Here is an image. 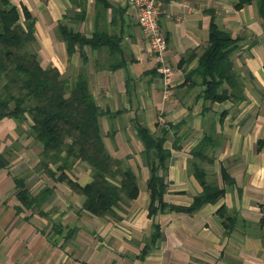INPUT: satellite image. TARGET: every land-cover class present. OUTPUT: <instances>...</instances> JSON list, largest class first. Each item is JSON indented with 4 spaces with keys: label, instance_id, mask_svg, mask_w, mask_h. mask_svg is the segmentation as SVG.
I'll use <instances>...</instances> for the list:
<instances>
[{
    "label": "crops",
    "instance_id": "crops-1",
    "mask_svg": "<svg viewBox=\"0 0 264 264\" xmlns=\"http://www.w3.org/2000/svg\"><path fill=\"white\" fill-rule=\"evenodd\" d=\"M34 18L37 58L63 77L85 73L102 111L100 133L108 154L136 176L138 195L96 217L81 209L84 196L37 167L39 145L28 124L0 119V264H264V28L256 1L165 0L159 27L174 69L164 93L156 60L136 9L123 0H9ZM237 38L232 56L242 83L241 101L206 102L198 77L186 80L207 44L211 16ZM58 24L95 38L68 55ZM81 53L85 55L82 62ZM143 127L162 135L169 153L164 177L167 204L187 207L202 192L194 175L224 189L192 214L149 215L147 181L155 156L137 135ZM50 172L59 175L55 165ZM198 172V171H197ZM73 182H91V167L74 161L64 170ZM224 175L230 181L224 180ZM17 181L36 195L50 190L39 208L17 198ZM205 182V183H206ZM223 207V214L218 210ZM53 224L62 230L54 232ZM154 226L159 237L138 259ZM74 229L73 233L67 229ZM69 233V234H68Z\"/></svg>",
    "mask_w": 264,
    "mask_h": 264
},
{
    "label": "trees",
    "instance_id": "trees-1",
    "mask_svg": "<svg viewBox=\"0 0 264 264\" xmlns=\"http://www.w3.org/2000/svg\"><path fill=\"white\" fill-rule=\"evenodd\" d=\"M256 1L258 14L264 28V0H237L236 8ZM58 33L65 42L68 55L77 48L100 45L95 38H87L65 25L58 24ZM237 38L220 28L213 15L209 25V37L197 65L186 75V80L198 77L206 102L225 100L241 101L242 83L234 69L232 56L237 49ZM34 18L22 6L21 13L9 0H0V119L12 118L17 124L27 122L28 134L39 145L37 167L44 169L54 181H64L74 191L84 196L81 209L96 217L114 215L113 208L121 202L133 200L138 195L136 176L120 162L112 158L103 143L98 118L102 111L95 104L88 87L85 73L75 78L63 77L55 67H42L37 58ZM82 62L85 55L80 54ZM137 135L148 154L153 151L155 160L147 181L150 191L149 215L175 210L189 214L202 205L217 201L223 188L207 183L202 172L195 169L194 175L202 185V192L193 197L187 207L167 204L163 200L166 192L164 177L156 173L165 170L169 153L163 148V137H153L143 127H137ZM87 163L91 167L92 180L84 186L71 181L64 173L74 161ZM55 165L59 175L50 172ZM198 171V172H197ZM224 180L230 179L224 175ZM206 182V183H205ZM17 198L28 209L39 208L50 190L43 189L31 195L22 181H17ZM221 207L219 214H223ZM54 232L62 230L53 224ZM74 229H67L68 232ZM69 234V233H68ZM159 237V228L154 226L150 241L145 244L138 259Z\"/></svg>",
    "mask_w": 264,
    "mask_h": 264
},
{
    "label": "built area",
    "instance_id": "built-area-1",
    "mask_svg": "<svg viewBox=\"0 0 264 264\" xmlns=\"http://www.w3.org/2000/svg\"><path fill=\"white\" fill-rule=\"evenodd\" d=\"M136 9L137 21L145 33L149 51L156 60L157 72L163 80L164 93L172 83L174 69L166 61L167 41L159 27L161 5L165 0H123Z\"/></svg>",
    "mask_w": 264,
    "mask_h": 264
},
{
    "label": "rangeland",
    "instance_id": "rangeland-1",
    "mask_svg": "<svg viewBox=\"0 0 264 264\" xmlns=\"http://www.w3.org/2000/svg\"><path fill=\"white\" fill-rule=\"evenodd\" d=\"M34 143H35V141H34ZM39 153V152H38Z\"/></svg>",
    "mask_w": 264,
    "mask_h": 264
}]
</instances>
